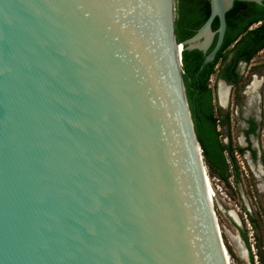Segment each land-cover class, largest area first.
<instances>
[{
  "label": "water",
  "instance_id": "1",
  "mask_svg": "<svg viewBox=\"0 0 264 264\" xmlns=\"http://www.w3.org/2000/svg\"><path fill=\"white\" fill-rule=\"evenodd\" d=\"M237 1L0 0V264H230L182 52Z\"/></svg>",
  "mask_w": 264,
  "mask_h": 264
},
{
  "label": "trees",
  "instance_id": "2",
  "mask_svg": "<svg viewBox=\"0 0 264 264\" xmlns=\"http://www.w3.org/2000/svg\"><path fill=\"white\" fill-rule=\"evenodd\" d=\"M176 1V34L178 42L182 43L192 38L205 24L210 16L211 5L210 0ZM226 22L227 28L222 47L212 62L203 63L205 54L201 50L184 49L182 52L187 95L205 162L209 169L217 173L219 178L225 182L230 176L240 181V165L235 153L242 156L246 149L233 146L229 133L230 114L226 113V116L222 117L223 110L216 107L215 91L209 87L208 81L215 73L216 65L231 56L232 64L226 67L221 76L237 84L238 62L240 60L250 62L264 49V3L237 1L226 13ZM219 26V19L215 18L212 24L213 31H217ZM253 26L256 27L253 28ZM217 39L218 34L215 35L210 51L214 48ZM201 66H203L202 70ZM219 126L227 128L228 143L222 140L223 133L219 131ZM256 129V123L252 122L245 133L249 135ZM252 153L256 158V151L253 150ZM244 239L246 241L245 236ZM251 262L252 264L254 262L252 255Z\"/></svg>",
  "mask_w": 264,
  "mask_h": 264
},
{
  "label": "rangeland",
  "instance_id": "3",
  "mask_svg": "<svg viewBox=\"0 0 264 264\" xmlns=\"http://www.w3.org/2000/svg\"><path fill=\"white\" fill-rule=\"evenodd\" d=\"M241 71L244 79L236 91L231 89L230 105L222 109V117L230 114L229 133L233 146L256 150L257 158L253 159L251 151L237 156L240 181L234 176H230L227 182L221 180L207 164L206 170L210 178L211 200L231 264H252L251 255L253 264H264V49ZM254 77L258 78L255 79L260 83L259 88L262 82L261 103L250 106L244 91ZM210 85L216 93V75L211 78ZM250 90L256 93L253 88ZM214 103L218 109L221 108L220 99L219 103L217 99ZM251 118L257 121L259 135L247 139L244 131L248 128L247 120ZM218 129L223 133L222 140L228 143L227 128L219 126Z\"/></svg>",
  "mask_w": 264,
  "mask_h": 264
},
{
  "label": "flooded vegetation",
  "instance_id": "4",
  "mask_svg": "<svg viewBox=\"0 0 264 264\" xmlns=\"http://www.w3.org/2000/svg\"><path fill=\"white\" fill-rule=\"evenodd\" d=\"M214 39H215V38H214ZM213 42H214V40H213ZM213 42H212V44H213ZM212 44H211V46H212ZM215 45H216V44H215ZM211 46L209 47V49L207 50L206 53L203 52V53L205 54V58H206V55H207L208 53H210V52L213 50V49H212V50L210 51ZM214 47H215V46H214ZM253 59H254V58H253ZM253 59H252V60H253ZM204 60H205V59H204ZM252 60H251L250 62H246L245 60H240V61L238 62L237 67H236V74H237V77H238V83H237V84H234V83H232V82H229L226 78H224V77L221 76L222 72L225 71L226 67H229L230 64H232V58H231V56L228 57V59L223 60V61L219 62V63L216 65V67H215V70H216V71H215L214 74H212V75L210 76L209 81H208V85H209V87H211V85H210L211 78H212L214 75H216V77H217V90H216V93H215V100L217 99V101H218V103H219V99H220L219 91H220V86H221V84H223L225 87H227V88L229 89V91H230V93H228L229 96H228V103H227V106L224 107V106L221 105V103H220L219 105H220L221 109H226V108L229 107V105H230V101H231V97H232L231 89H232V88H235V91H236V89L239 88L240 84L242 83V81H243V79H244V77H243V76H244V73L241 71V68L243 69V68H245L246 66H248V65L252 62ZM203 63H204V61H203ZM200 69L202 70V69H203V66H201ZM255 78H257V77H254V78L252 79V81H251L248 85H246V87H245V91H244V95L246 96L247 102H248V104H249L250 106L258 105V104L261 103L260 90H261V87H262V82H261V87H260L259 89H256V93H253V92L250 90V88H251L252 85L254 84L255 80L258 79V78H257V79H255ZM244 86H245V84H244ZM259 86H260V85H259ZM211 88H212V87H211ZM213 89H214V88H213ZM214 91H215V90H214ZM229 91H228V92H229ZM235 91H234V92H235ZM247 122H248V128L244 131V135H245V137L248 139V138H250V136H252V135H259V130H258V124H257V121H255V119L251 118V119H248ZM252 122H255V123H256V125H257V129H256V131H255L254 133H250L249 135H246L245 132L250 128ZM245 149H246V148H245ZM246 151H251V155H252V157H253V153H252L253 150H250V149L248 148V149H246ZM246 151H245V152H246ZM254 151H256V150H254ZM243 155H244V154H243ZM256 155H257V152H256ZM256 158H257V157H256ZM256 158L253 157V159H256Z\"/></svg>",
  "mask_w": 264,
  "mask_h": 264
},
{
  "label": "bare ground",
  "instance_id": "5",
  "mask_svg": "<svg viewBox=\"0 0 264 264\" xmlns=\"http://www.w3.org/2000/svg\"><path fill=\"white\" fill-rule=\"evenodd\" d=\"M259 85H260V83H259V81L258 80H255V82H254V84L252 85V87L251 88H253L254 89V91L256 92V89H258L259 88ZM229 89L227 88V87H225L223 84H221V86H220V91H219V95H220V103H221V105H223L224 107H226L227 106V103H228V96H229ZM206 179H207V187H208V191H209V193H210V178H209V176H208V173H207V170H206ZM210 196H211V194H210ZM212 201V200H211ZM212 205H213V203H212ZM220 229V228H219ZM220 234H221V230H220ZM222 235V234H221ZM222 238V237H221ZM222 242H223V245H224V248H225V252H226V255H227V258H228V260H229V262H230V264H231V261H230V258H229V255H228V252H227V249H226V246H225V244H224V241H223V238H222Z\"/></svg>",
  "mask_w": 264,
  "mask_h": 264
},
{
  "label": "built area",
  "instance_id": "6",
  "mask_svg": "<svg viewBox=\"0 0 264 264\" xmlns=\"http://www.w3.org/2000/svg\"><path fill=\"white\" fill-rule=\"evenodd\" d=\"M235 155H236V158L238 159V157H237V156H238V155H240V154L236 152V153H235ZM240 156H241V155H240Z\"/></svg>",
  "mask_w": 264,
  "mask_h": 264
}]
</instances>
